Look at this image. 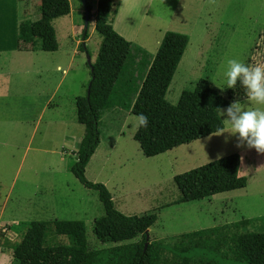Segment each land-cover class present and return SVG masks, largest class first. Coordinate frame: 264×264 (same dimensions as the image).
Listing matches in <instances>:
<instances>
[{
    "label": "rangeland",
    "instance_id": "rangeland-1",
    "mask_svg": "<svg viewBox=\"0 0 264 264\" xmlns=\"http://www.w3.org/2000/svg\"><path fill=\"white\" fill-rule=\"evenodd\" d=\"M38 3L40 8V0ZM37 5H33L35 11ZM24 8L23 5L22 11ZM146 13L147 16H141L143 25L138 27L134 44L145 45L151 56L165 32L188 37L165 94L172 105L182 91H192L201 78L209 80L222 94L240 88L237 83L233 89L220 90L226 86L222 70L228 58L264 64V0H155ZM66 23V18L53 22L61 48L71 43ZM88 28L89 24L87 35ZM145 37L148 42L143 41ZM99 43V36L93 32L85 47L88 54L73 65L33 137L41 102L50 84L45 81L39 85L37 95L26 84L21 87L24 93L17 92L12 97L5 95L3 85L0 86V231L13 240L33 221H80L88 249L93 252V264H115L117 258L111 251L117 244L100 243L94 237L93 221L103 215L97 194L83 187L68 167L69 160L76 158L78 141L75 146L61 143L54 131L52 135L46 133L47 121L62 119L70 123V133L79 129L81 141L83 127L75 120L74 97L85 94L90 78L87 56L90 63L95 61ZM143 75L140 72L135 85L129 86L130 95L119 111L100 115L101 146L86 166L87 180L105 185L121 214L140 217L154 213L156 221L147 230V243L167 252L179 235L200 229L218 226L221 233L222 229L227 233L226 239L237 231L264 233V160L254 171L255 150L245 147L236 137L212 134L152 158L142 156L133 140L137 128L130 116ZM238 101L248 104L246 97ZM72 123L77 128H72ZM234 153L240 157L238 172L246 178V187L198 201L175 203L180 194L174 176ZM261 157L264 158V152ZM139 240L140 236L125 244ZM235 241L234 238L228 247L237 244ZM189 256L220 264H243L201 251L190 252ZM0 264H15L10 250L0 248Z\"/></svg>",
    "mask_w": 264,
    "mask_h": 264
},
{
    "label": "trees",
    "instance_id": "trees-1",
    "mask_svg": "<svg viewBox=\"0 0 264 264\" xmlns=\"http://www.w3.org/2000/svg\"><path fill=\"white\" fill-rule=\"evenodd\" d=\"M120 1H97L94 33L100 38L98 52L95 61L87 64L90 78L85 94L74 100L76 122L83 126V135L70 172L83 187L96 192L102 206L103 215L93 221L95 239L117 244L111 251L117 258L115 264H220L189 256L194 251L218 255L224 261L264 264V233L241 234L236 245L226 247L218 226L179 235L169 252L148 243L144 247L146 231L156 221V215L121 214L105 185L86 179V165L100 142L99 115L131 49V43L110 24ZM84 10H90L86 0ZM68 14V0H40L37 19L20 23L18 50L56 51L58 44L52 22ZM87 26L82 28L77 46L84 54H88L83 43ZM187 43L188 37L184 34L167 32L164 35L134 99L133 115L143 113L148 118L147 126L136 129L133 135L146 158L215 134L223 124L216 109L245 98L242 88L222 94L209 80L201 78L192 91L180 93L175 105L168 103L165 94ZM239 166L240 157L234 153L174 176L173 182L180 194L175 203L198 201L246 187L247 180L239 175ZM138 236L139 241L125 244ZM0 248L11 251L15 264H93V252L88 249L80 221H33L13 240L0 231Z\"/></svg>",
    "mask_w": 264,
    "mask_h": 264
},
{
    "label": "crops",
    "instance_id": "crops-1",
    "mask_svg": "<svg viewBox=\"0 0 264 264\" xmlns=\"http://www.w3.org/2000/svg\"><path fill=\"white\" fill-rule=\"evenodd\" d=\"M86 1L90 7L88 14V29L90 32L87 35V38L83 41L84 47H86V43H88L89 37L94 32V15L98 0ZM154 1L155 0H121L116 15L110 22L113 30L131 43V49L128 58L124 63L121 74L118 77L117 84L114 85L113 90L109 95L106 105L100 115L106 112L110 113L111 111H119L118 109L122 107V105H124L123 102L125 101V97L127 95H130L128 90L129 86L135 85L137 81L134 82V80L139 79L140 72L142 74L144 73L143 76H145L153 61L154 56L156 55L155 53L153 56H151L146 48H144L146 47L144 44V47H141V45L138 44H134L135 42H137V38L139 35L138 27L140 25L141 29V26L143 25V22L141 24V16H143V14L147 16L146 12L150 10V7L152 6ZM93 2L94 5L92 7L91 3ZM68 3L69 14L61 18L67 19V23L70 28L71 43L65 44L63 48H61L57 43L58 48L56 51H20L17 47L20 23L24 21H32V19L38 17L40 11L38 0H0V86L3 85L4 87L3 93L5 95H8L9 97L18 95V93H24V88L21 89V87L28 84L29 90L36 93L37 95L39 93V85H41L45 81H48V83L50 84V90L45 92L47 95L41 102L39 114L36 119L31 137H33L38 130V127L41 124L42 115L48 108H52L50 107L52 101L56 96H58V94H60V89L66 81L69 72L72 70L73 65L81 61L82 56L84 55V53L77 50V46L81 42L80 33L82 28L84 27V25L82 26V23H84V6H82L81 0H68ZM35 4H38L36 11L33 9V5ZM23 5L25 6V8L22 11ZM93 12L94 15L92 14ZM53 28L55 31L54 26ZM166 33L167 32L163 34L162 39ZM145 38L143 39V41L148 42L149 38ZM162 39L159 44L157 43L158 48L156 52L161 45ZM57 68H59L60 70H57ZM39 81L42 82L38 84ZM137 85H139V82ZM76 97L78 96H75L74 100ZM100 115L98 119L99 124L101 123ZM58 124L59 126H57ZM46 126L50 130H47L46 133L50 135L55 133L56 136L60 138L61 143H68L74 146L76 145L77 141L78 143H80L78 140L79 135L81 136L79 129L75 130L76 133H70L69 122H65V120L62 119L56 122H53V120H49L46 122ZM71 127L77 128L74 123H72ZM74 146H72V148H74ZM100 146L101 143L99 142L97 148L95 149L86 166L89 165L91 160L100 151ZM70 154L73 155L74 152H71ZM253 160L255 171L261 166V162H263L262 160H264V158L261 157V153H257L255 151ZM74 162L75 160H69V169L74 164ZM86 175L87 170H85V177ZM243 232H234V235H229L231 238L226 239L225 237L227 233H225L224 229H222V236L223 239H225L224 242L227 241V243H225V246L228 247L231 242L233 243L234 238L236 239L235 243H237V237L243 234ZM229 240H231V242Z\"/></svg>",
    "mask_w": 264,
    "mask_h": 264
},
{
    "label": "clouds",
    "instance_id": "clouds-1",
    "mask_svg": "<svg viewBox=\"0 0 264 264\" xmlns=\"http://www.w3.org/2000/svg\"><path fill=\"white\" fill-rule=\"evenodd\" d=\"M222 75L226 86L220 90L233 89L238 83L248 104L242 105L234 100L225 109H216L219 118L223 117V124L213 135L228 133L245 147L257 153L264 152V107H260L264 106V64H249L228 58L224 61ZM130 119L137 129L148 124V118L143 113L132 115Z\"/></svg>",
    "mask_w": 264,
    "mask_h": 264
},
{
    "label": "water",
    "instance_id": "water-1",
    "mask_svg": "<svg viewBox=\"0 0 264 264\" xmlns=\"http://www.w3.org/2000/svg\"><path fill=\"white\" fill-rule=\"evenodd\" d=\"M85 5V0H82V6ZM88 18H89V15H88V11L87 10H84V27L86 28L87 24H88ZM87 63H89V57L87 56ZM89 88V87H88ZM146 234H147V231H146ZM148 236H146V239H147ZM147 245V242L145 243L144 247H146Z\"/></svg>",
    "mask_w": 264,
    "mask_h": 264
}]
</instances>
